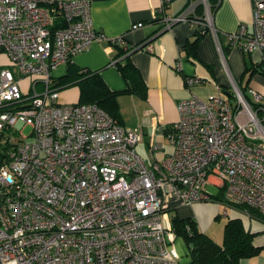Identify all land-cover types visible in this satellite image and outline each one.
I'll list each match as a JSON object with an SVG mask.
<instances>
[{"label":"built area","instance_id":"2783aa9c","mask_svg":"<svg viewBox=\"0 0 264 264\" xmlns=\"http://www.w3.org/2000/svg\"><path fill=\"white\" fill-rule=\"evenodd\" d=\"M200 3L164 16L166 27L199 23L190 15ZM250 4V28L227 38L257 51L264 71V0ZM203 6L202 25L214 30ZM102 38L129 47L94 28L90 0H0V52L11 63L0 65V264H178L163 213L173 197L209 199L210 176L225 201L264 215V95L232 80V95L218 87L207 100L181 99L173 151L150 167L135 150L138 127L95 103L59 101L52 70ZM25 76H35L28 92Z\"/></svg>","mask_w":264,"mask_h":264},{"label":"crops","instance_id":"0c3cea01","mask_svg":"<svg viewBox=\"0 0 264 264\" xmlns=\"http://www.w3.org/2000/svg\"><path fill=\"white\" fill-rule=\"evenodd\" d=\"M190 1L90 0L94 28L106 37L122 35L129 46H136L127 55L139 70L145 87L142 91L119 92L116 99L122 124L140 129L142 134L135 150L150 167H159L160 161L173 151L172 125L178 119L177 106L181 99L189 95L203 99L215 89L217 92L218 87L223 88L222 92H227L229 85L224 70L232 79L230 69L235 72L239 68L240 58L239 51L229 43L227 34L235 31L240 23H245L248 28L251 26L250 0H218L211 14L214 30L202 25L204 19L200 14L190 15V18L200 20L199 23L184 20L166 27L164 16H174L182 12ZM137 21H141L142 25L131 29V24ZM197 29L202 31L196 44V55L193 56L187 53L184 45L194 38ZM141 45L143 47H138ZM123 48V45L102 38L74 55L71 63L85 70L98 71L111 90L120 91L126 87V81L116 62L124 61L125 56L119 54ZM242 56H245L244 53ZM63 64L66 69L58 76L64 75L68 63L58 65L52 74ZM189 76L202 77L205 81L188 85L185 79ZM254 76L256 81L258 75ZM74 86L78 93V87ZM75 99L71 94H59V101L62 100L60 102H76ZM217 182L215 176H210L209 183L205 185V190L210 194L209 199L219 202L212 206V212L199 202L184 203L173 197L163 213L164 224L169 223L172 228L173 215L179 218L189 217L201 232L220 243L207 229L211 219L216 217L219 211L226 214L227 219L239 217V214L233 211L232 206L214 197L219 190ZM209 186L216 189L209 190ZM241 220L244 223L245 219ZM245 223L253 230L251 217L246 218ZM173 234L175 253L180 262H185V243L180 236L175 235L174 230ZM242 264H264V254L261 253L255 261L246 259Z\"/></svg>","mask_w":264,"mask_h":264},{"label":"trees","instance_id":"16d2710c","mask_svg":"<svg viewBox=\"0 0 264 264\" xmlns=\"http://www.w3.org/2000/svg\"><path fill=\"white\" fill-rule=\"evenodd\" d=\"M208 4L210 13L212 14L213 9L218 4V0H208ZM194 14H200L202 16L200 4L197 5ZM201 31L197 29L194 38L184 45L188 54L196 55L195 48ZM133 47H124L119 52V54L125 56L124 61L116 62L118 69L126 81V87L120 91L111 90L98 71L79 68L73 65L71 61L67 62V71L60 77V80L56 84L59 86V89L67 85H76L79 93L78 102L95 103L114 120L122 124L116 99L117 95L119 92L142 91L145 87L139 70L129 60L127 55ZM248 69H251L250 76L256 71H261L260 65L253 63L249 66L247 60H245L243 74ZM247 99L249 100L248 96ZM214 197L241 210L251 218L264 220V215L255 208L225 201L222 189H219ZM171 225L175 235L180 236L186 246L185 262L178 264H242V261L256 256L264 249V232L250 230L239 217L228 218L225 222L222 243L215 242L207 234L201 232L193 219L189 217L179 218L173 215Z\"/></svg>","mask_w":264,"mask_h":264},{"label":"rangeland","instance_id":"374dc122","mask_svg":"<svg viewBox=\"0 0 264 264\" xmlns=\"http://www.w3.org/2000/svg\"><path fill=\"white\" fill-rule=\"evenodd\" d=\"M208 0H201V8H202V11L204 9V2L206 3V5H208ZM204 13V12H203ZM206 14V13H205ZM233 47H235L234 49H237V51H239L240 53V58H239V68H237V70L234 72L232 69H230V74L232 76V79L229 77L228 73L224 70V73H225V76H226V79H227V82H228V88L226 89V91L232 95V92L234 91V88H233V85H232V80H235L238 84V86L242 89L243 92H245L248 96H250L247 92V90L249 88H253L255 90H257L258 92H260L262 95H264V71H260L259 73L258 72H254V75L257 74L258 75V79L255 81L254 78L255 76L252 74L251 77H250V74H251V69H248L246 70V73L243 74V71L245 69V60H247L248 62V65L251 66L253 63H256V62H259L260 61V55L257 51H253L251 52L250 54H246L243 52L242 49H240L238 46H235L233 45ZM242 53H244L245 56L243 57L242 56ZM10 60L8 58V56L5 54V53H2L0 52V65H5V66H10ZM63 69H66V65L63 64L61 65V67H59L58 69H56L54 71V74H52V77H53V80L56 82H58V80H60V77L61 76H58V74L60 72H63ZM35 76H25V77H22L19 79V84H20V87H21V90L23 92H28L29 88H30V83H31V80L34 78ZM241 78L243 80H241ZM59 94L63 95V93H67V94H71L73 96V98L75 100H77L78 98V95L79 93H77L76 91V88L74 85H67V86H64V87H61L59 90H58ZM214 93L216 92V89L213 91ZM212 92V94H214ZM224 94V92H223ZM231 100L233 101V103L235 102V98L230 96ZM208 99V94L205 98H203V100H207ZM251 100V99H250ZM62 101V100H60ZM73 101H69V102H63V103H71ZM75 102V101H74ZM209 190H214L216 189V187L214 186H209L208 187ZM196 202H199L202 206L204 207H207L208 211L212 212V207L213 205H216L217 202L216 201H213V200H199V201H196ZM219 203V202H218ZM233 211L235 213H238L239 214V217L240 218H243L246 220L249 219V216L242 212L241 210L237 209V208H232ZM245 220H244V223H245ZM251 220L253 221L254 223V227H252V231H257V230H261V231H264V220H259V219H256V218H251ZM227 221V215L226 214H223L222 211H219V213L217 214L216 217L212 218L209 225H208V230L209 232L211 233V236L217 240H219L220 243L223 242V229H224V224L225 222ZM245 226L247 228H249V225L248 223L246 224L245 223ZM257 227L258 229L257 230H254V228ZM177 240H180L177 238ZM178 243V242H177ZM261 253L264 254V249H262L260 251L259 254H257L256 256L254 257H251L249 259H251L252 261H255V258H258L261 256Z\"/></svg>","mask_w":264,"mask_h":264},{"label":"water","instance_id":"95a60500","mask_svg":"<svg viewBox=\"0 0 264 264\" xmlns=\"http://www.w3.org/2000/svg\"><path fill=\"white\" fill-rule=\"evenodd\" d=\"M225 93V95H229V93L228 92H224Z\"/></svg>","mask_w":264,"mask_h":264}]
</instances>
